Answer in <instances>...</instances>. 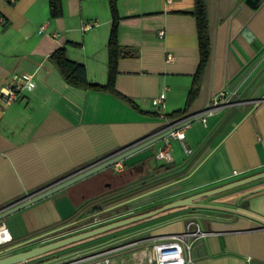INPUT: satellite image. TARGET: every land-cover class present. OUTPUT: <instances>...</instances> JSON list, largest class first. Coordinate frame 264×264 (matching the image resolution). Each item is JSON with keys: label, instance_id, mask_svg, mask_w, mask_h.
<instances>
[{"label": "crops", "instance_id": "0c3cea01", "mask_svg": "<svg viewBox=\"0 0 264 264\" xmlns=\"http://www.w3.org/2000/svg\"><path fill=\"white\" fill-rule=\"evenodd\" d=\"M117 6L118 43L136 55L119 59L116 89L149 114L110 94L67 85L48 61L64 46L90 82H106L107 0H62L63 14L54 19L48 0H0V89L19 84L22 75L33 84L11 103L0 101V209L179 119L167 114L183 109L199 64L194 0H119ZM207 14L211 50L185 116L200 113L223 93L243 102L206 116L205 123H191L183 140L189 154L172 140L168 163L151 162L147 172L148 164L143 171L138 165L131 172L112 168L120 175L117 185L97 195L78 187L89 176L0 220L13 240L66 221L122 187L164 176L168 172L156 169L162 165H173L167 171L182 176L132 204H165L264 171V0H207ZM90 21L98 26L82 33L81 24ZM163 88L166 97L155 107L152 99ZM211 198L145 231L151 237L177 234L197 220L210 234L193 244L194 264H264V179Z\"/></svg>", "mask_w": 264, "mask_h": 264}, {"label": "rangeland", "instance_id": "374dc122", "mask_svg": "<svg viewBox=\"0 0 264 264\" xmlns=\"http://www.w3.org/2000/svg\"><path fill=\"white\" fill-rule=\"evenodd\" d=\"M156 164L160 165L162 164V162H156ZM149 167L150 166L147 165L145 170L146 172ZM181 176L182 174L180 171L168 172L164 176H156L154 177V182H151L143 187L137 186L134 190L124 195L118 196L107 202H103V207L115 205L119 202H123L125 200L141 195L147 191H151L153 189L161 187L162 185H167L171 181L177 180ZM119 178L120 175L114 173L112 169L105 170L104 172L101 171L91 175L86 182L81 183L78 187H80L82 190H85L88 196H94L99 194L102 190H105V186L109 184L113 186L117 185L116 182ZM210 199L212 198H205V200ZM162 204H164V202L159 200V202H155L152 205H147L143 208H140L141 206H139L137 202L133 204L129 203L127 205L114 208L105 213L95 215V217L88 221H77V219L82 217L83 213L78 214L74 218V224L69 223L63 227L37 237L30 243H27L12 252L27 250L35 246L43 245L51 241L64 238L66 236H70L94 228L96 226L118 220L120 218L134 215L143 210H149ZM186 211L188 210L185 208H178L176 210L172 209V211L162 213L142 222H137L135 224H131L123 228H119L108 233L83 240L64 248L45 253L41 256L28 260L25 264H95L103 260L104 257H108L112 261H115V264H136L141 262H143V264H146L152 241L156 237H151V233H149L150 231L145 230L154 228V226L166 222L169 219L167 215L178 214ZM107 251H110V254L108 256L99 258L93 257Z\"/></svg>", "mask_w": 264, "mask_h": 264}, {"label": "water", "instance_id": "95a60500", "mask_svg": "<svg viewBox=\"0 0 264 264\" xmlns=\"http://www.w3.org/2000/svg\"><path fill=\"white\" fill-rule=\"evenodd\" d=\"M241 101L240 99H234L232 97H228L226 95H222L221 100L218 101L214 107L211 105V101L206 105V107L198 114H192L183 116V119H186L187 122L194 123L199 121L201 118L205 116L204 112L209 109H215L213 111V114L219 112L222 109H227L228 111L231 110L236 105H239ZM164 129V128H163ZM170 130H162L159 134L146 137L144 139H139L138 141L127 145L126 147H123L119 151H116L115 153H112L105 159L98 161L97 163L88 166L83 167L72 175H69L68 177H65L63 179H60L59 181L43 188L41 191H37L36 193H33L31 195L26 196L25 198L15 201L13 203H10L9 205L5 206L4 208L0 209V220L4 219L5 217L9 216L10 214L36 202L39 201L61 189H64L66 187H69L93 174H96L98 172L112 169L114 164L121 162L122 166L125 168H135V166H139V171H143L144 165H149L151 162H155L154 159V152H155V146L160 143L164 137H166L169 134ZM154 160V161H153ZM264 179V171L239 178L237 180L231 181L229 183L220 185L218 187H215L213 189H208L205 191H201L192 195H189L187 197L177 199L171 202H168L160 207L151 209L146 212L134 214L131 216H127L124 218H120L118 220L111 221L109 223L96 226L94 228L66 236L64 238L51 241L49 243L39 245L32 247L27 250L12 252L22 246H24L27 243H30L32 240L16 243L14 245H11L7 247L6 249L0 251V264H21L26 263L28 260L33 259L35 257L41 256L45 253L52 252L57 249L64 248L66 246L81 242L83 240L108 233L110 231L123 228L125 226L155 217L157 215H160L164 212L170 211L172 209H178V208H185V207H195L197 205L203 206L202 204H199L198 201L204 198H209L215 195H219L222 193H225L227 191L248 185L250 183L259 181ZM164 187H167V185L158 187L156 189H153L151 191L145 192L141 195H138L134 198L125 200L123 202L117 203L115 205H111L109 207L103 208L101 203H95L91 206V209H88V213H105L107 211H110L114 208H117L119 206L127 205L133 201H136L142 197H145L149 194H152Z\"/></svg>", "mask_w": 264, "mask_h": 264}, {"label": "trees", "instance_id": "16d2710c", "mask_svg": "<svg viewBox=\"0 0 264 264\" xmlns=\"http://www.w3.org/2000/svg\"><path fill=\"white\" fill-rule=\"evenodd\" d=\"M118 1L119 0H107L109 16H110V30L107 40V56H108L107 80L104 84L90 82L87 79L85 67L79 63L69 60L67 58L66 48L64 46L52 52L48 56V61L56 68L61 78L67 85L79 90L96 91V92L110 94L119 101H121L123 104L135 110L136 112L144 115L149 114L139 109V107L134 103V101L131 98L119 93L116 89L117 63L119 59L136 55L134 53L125 52L124 47H122L118 43V27H119V22L121 20L117 6ZM48 12H49V17L52 19L61 17L63 14L62 0H48ZM190 14L195 18V22H196L199 64L196 73L193 76L192 84L188 92L183 109L167 114V117L169 118L183 117L191 108V105L198 96L200 90V84L203 78V74L205 72V68L207 66V62L211 50L210 38H209L208 14H207V0H194V8ZM70 44H72L73 46H78L75 43H70ZM172 166L173 165H162L160 167H157L156 169L170 172L172 171ZM137 186L138 185L136 184V185L122 187L112 193L104 195L94 203L107 202L111 199H114L118 196L124 195L134 190ZM83 210L84 208L78 211L72 218L63 221L59 224L46 227L42 230L26 235L21 239L13 240L9 244V246L14 245L16 243L36 239L37 237H40L60 227H63L67 225L69 222H71L75 218V216L80 214Z\"/></svg>", "mask_w": 264, "mask_h": 264}, {"label": "built area", "instance_id": "2783aa9c", "mask_svg": "<svg viewBox=\"0 0 264 264\" xmlns=\"http://www.w3.org/2000/svg\"><path fill=\"white\" fill-rule=\"evenodd\" d=\"M98 26L97 21H90L82 23L80 31L82 33L92 30ZM41 27L40 29H42ZM164 36V32L160 31L159 38ZM172 57L167 54L166 61H171ZM19 84L7 83L3 85L0 89V101L4 104H9L15 100L18 96V92L23 89H31L33 84L31 82V77L22 75L19 78ZM166 88H163L157 97L152 99V104L155 107H160L166 97ZM226 95V94H222ZM217 97L211 100V105L214 107L221 100V97ZM232 97V95H226ZM215 109H209L204 112L205 116L199 121L205 123L206 116L213 114ZM164 117L163 114H161ZM191 123L187 122L186 119L182 117L175 120L172 123L165 125L163 130L169 129V134L164 137L160 142V146L154 152V159L157 162L168 163L172 161V140H177L181 142L182 149L186 154L190 153V150L185 146L183 140L185 138L184 130L189 127ZM114 171L120 172L123 169L121 162L114 164ZM210 234L209 231L202 228L201 224L197 220H191L187 223L185 229L177 234H170L165 236L156 237L152 241L150 252L146 261V264H194V259L192 255V247L195 241L199 239L206 238ZM13 241V238L8 230V228L0 222V251L9 247V244ZM110 251L100 253L93 257H104L108 256ZM104 264H114V261L108 257H104L101 260ZM25 264V263H24ZM136 264H143L136 263Z\"/></svg>", "mask_w": 264, "mask_h": 264}, {"label": "flooded vegetation", "instance_id": "af4514ba", "mask_svg": "<svg viewBox=\"0 0 264 264\" xmlns=\"http://www.w3.org/2000/svg\"><path fill=\"white\" fill-rule=\"evenodd\" d=\"M125 169H127V168H125ZM133 169L134 168H128L127 170H129L130 172L131 171H133ZM154 182L155 181V179H154V177H152V178H150L148 181H146V182H143V183H139V185H145L146 183H148V182ZM138 185V186H139ZM92 205H94V204H91L90 206H88V207H86V208H84V210L80 213V214H82L83 213V215H82V217H80L79 219H77V221H83V220H85V221H88V220H90V219H92L93 217H95V215H98L97 213H88L87 211H88V209H91V206ZM74 224L75 223V219H73L72 221H71V224Z\"/></svg>", "mask_w": 264, "mask_h": 264}, {"label": "bare ground", "instance_id": "6f19581e", "mask_svg": "<svg viewBox=\"0 0 264 264\" xmlns=\"http://www.w3.org/2000/svg\"><path fill=\"white\" fill-rule=\"evenodd\" d=\"M95 264H104L102 261H100V262H97V263H95Z\"/></svg>", "mask_w": 264, "mask_h": 264}]
</instances>
